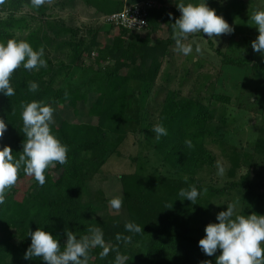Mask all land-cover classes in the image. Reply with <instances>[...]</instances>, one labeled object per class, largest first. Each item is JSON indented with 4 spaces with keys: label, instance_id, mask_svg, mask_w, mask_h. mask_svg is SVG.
<instances>
[{
    "label": "trees",
    "instance_id": "trees-1",
    "mask_svg": "<svg viewBox=\"0 0 264 264\" xmlns=\"http://www.w3.org/2000/svg\"><path fill=\"white\" fill-rule=\"evenodd\" d=\"M76 1L95 7V13L101 17L120 11L123 3L122 0H62L55 6L64 10L73 7ZM46 4L43 0L35 7L31 0H0V42L15 38L27 41L33 50L43 48L42 58L46 63L45 67L32 70H25L21 64L9 78L15 94L10 97L0 94V119L6 123V131L0 136V148L7 145L14 157L22 151L24 133L20 114L23 105L33 100L53 109L70 105L72 118L64 116L59 121L52 120L54 123L49 126L51 133L67 146V158L65 164L54 163L45 169L42 186L34 180L24 191L22 183L33 177L21 170L15 184L7 190L5 202L0 205V264H44L39 257L24 259L30 244L28 233L37 227L50 232L63 250L64 231L80 237L86 235L90 227L97 226L103 232L104 245L89 250L87 264H114L117 252L126 257V264H200L204 254L197 241L204 231L194 230L192 226L193 210L200 196L212 198L240 191L241 210L246 214L264 215V195L249 177L251 163L243 157L240 148L229 147L215 137L212 123L217 104L248 111L240 101L231 103L228 92L216 89L219 71L209 82L205 76L204 88H199L194 96L191 91V96H184L181 85L185 80L172 82L171 70L165 73V81L158 77L162 61L167 59L168 49L175 43L173 37L166 41L152 40L149 36L115 29L117 33L111 42L100 47L96 34L53 18ZM225 4L210 3L209 6L229 22L230 13ZM21 9L25 10L24 14ZM165 20L169 21L167 29L172 32L175 18L161 6L151 8L147 27L156 30ZM95 50L94 62H108L109 67L90 72L81 61L85 53L91 55ZM52 52L57 54L53 59L58 60L55 64L48 57ZM217 52L221 55V67L250 65L253 74L264 75V67L253 63L251 55L236 59ZM197 66L198 63H194L193 68ZM80 68L88 75L81 84H73L69 79L77 70H82ZM30 81L38 85L34 92L28 90ZM246 91V88L241 90ZM89 94L93 97L85 114L86 119L91 118L93 122H81L83 117L80 116L84 114L79 107L86 104ZM130 110L142 117L129 116ZM217 118L221 125H226L224 113ZM130 121L137 124L136 132L143 134L142 146L156 154L161 166L149 164L146 153L138 156L137 151V158L132 157L130 161L137 160L141 163L139 167L132 173L117 176L119 189L115 196L122 197L118 210L123 216L121 213L113 216L108 202L115 196H99L101 188L90 186L101 167L117 152L128 133ZM156 124H162L167 135L156 139L153 131ZM185 141H190L191 146ZM207 144H218L229 163L227 177L235 178L239 172L237 180L217 188L198 178L201 169L214 167L215 155ZM263 149L264 142L255 140L254 153L264 157ZM159 168L167 170L161 172ZM191 186L206 189L195 204L178 196L180 189L187 190ZM198 211L205 213L206 205ZM129 221L139 224L141 233L127 232L124 225Z\"/></svg>",
    "mask_w": 264,
    "mask_h": 264
},
{
    "label": "rangeland",
    "instance_id": "rangeland-1",
    "mask_svg": "<svg viewBox=\"0 0 264 264\" xmlns=\"http://www.w3.org/2000/svg\"><path fill=\"white\" fill-rule=\"evenodd\" d=\"M58 1L62 0H45L47 3L46 5L49 8V12L52 13V17H57L63 20L66 24L77 27L83 32L90 31L92 34H96L97 42H100V47L104 44H109L111 42V38L116 35L117 31L115 29L109 27L107 28V26L103 24L101 15L95 13V7H88L83 5L80 1H76L73 7L59 10V8L55 6ZM122 1L123 3L121 9L125 5L150 1L152 3V8L160 6L163 7L168 15L174 17L175 20L180 16V12L176 6L180 3L189 2V0ZM191 2L195 3L198 2V0H191ZM210 3H214V5L226 3V9L230 13V21L226 22L233 29L232 32L228 34H220L219 36L214 35L212 40L209 39L210 42H207L208 37L203 32L200 34L194 33L192 34L193 36L190 34V37H188V39L184 42L191 43L194 41L199 43L201 46V52L199 54L193 50L192 53L185 56L176 49L175 43H173L168 49V55L166 56L167 59L162 61V68L158 77L160 80L163 79V81H165V73L168 72V70H171L170 74L173 78H171L172 82L180 80L186 81V83L181 85L182 94L184 96H191L189 94V91H191L194 96L199 88H204L202 85L206 83L205 81H211L214 77H216L219 71L215 85L216 89L219 90L220 88L222 91H225L226 93L228 92L231 103H237L240 101L243 105H245V109L246 106L248 107V111L238 109L233 105L219 107L220 105L217 104L215 107L218 108V111L215 113L216 117L212 123L213 129L215 130V137L223 140L229 147L241 149L243 157L247 162L251 163L249 167V177L253 181L254 187L258 190V192L264 195V157L257 156L252 150L255 140L264 142V75L253 74L251 72L250 65L249 67H221V55L217 52L219 51L228 57L236 59L251 55L253 63H257L258 65L264 67V56H262L259 52H254L251 48V42L254 41L258 35L256 27L251 20V16L254 11H264V0H207V6L209 8H211L209 6ZM21 10V13L24 14L25 10ZM168 22V20L161 21L156 30H152L150 27H147L140 34L141 37L149 36L152 40L157 39L160 41L170 39L172 37V32H169L167 29ZM56 55L57 54H55V52H52L48 55V57L53 60ZM94 55H96V50L94 51V54L91 55L89 52L85 53V57L81 61L84 67L90 68V72L103 71L106 67H109L108 62L96 64L94 62ZM56 61L58 60H53L52 63L55 64ZM194 63H198L196 69L193 68ZM80 69L82 70H77L69 79L73 84H81V82L84 81L88 75L83 71L84 68ZM185 71H190L188 76L187 74H184ZM175 84L177 85V83ZM170 86L174 85L170 84ZM245 88L247 91L241 92V90ZM92 97L93 95L89 94L86 104L83 106L79 105V108H81L84 114V116H80L83 117L81 122H93L91 118L86 119V114L89 109L88 105ZM70 107V105H61V107H57L58 110L53 109L52 120L58 119L57 121H59L61 120L60 118L63 119L64 116L72 118V115H69L71 111ZM223 113L227 117L226 125H221V123L217 120L218 115ZM128 115L135 117L136 119L142 117V114L138 115L132 110L128 112ZM72 120L75 121L74 118ZM131 121L128 122L129 125L127 124L129 127L127 130L128 133L123 142L119 145L117 152L110 156L107 162L101 167L99 174L95 176L94 181L90 186V188H101V193L98 194L99 196L111 198L118 193L119 184L117 176L120 174L132 173L141 164L137 160H134V162L130 161L132 157L137 158V151L139 152L138 156H141L142 152L143 154L146 153L149 164L156 167L161 166V164L157 162L156 154H154L152 150L142 146L144 144L143 134L136 132V129L138 128L136 126L137 124H130L132 123ZM139 145L141 147L138 150ZM207 145L208 149L215 155L214 167L211 169H201L197 175L198 178L202 180L203 183L212 184L217 188H222L230 180H237L238 175H240L239 172L238 175L236 174L235 178L227 177L229 163H227L226 159L223 157L218 144ZM218 163L225 169L223 176L217 174ZM159 170L161 172H165L167 169L159 168ZM33 182V178L26 179L22 183L21 188L25 191L33 185ZM240 198L241 192H237L235 190L229 193H224L223 195L214 196L212 198L205 195L200 196V198L196 201V209L193 210L192 226L194 227V230H203L208 223L216 222L215 215L219 211L225 210V207L229 202L239 201L238 206L234 211V215H248L241 210ZM204 205H206V211L201 214L198 209ZM111 212L113 216L121 213L120 210L115 209H112ZM121 215L123 216V213H121ZM203 236L204 234H200L198 238H202ZM261 243L264 244V241ZM217 253L219 254V249H217ZM217 253H214L212 257L204 255L202 261L207 260L210 261L211 264H215V257L218 256Z\"/></svg>",
    "mask_w": 264,
    "mask_h": 264
},
{
    "label": "clouds",
    "instance_id": "clouds-1",
    "mask_svg": "<svg viewBox=\"0 0 264 264\" xmlns=\"http://www.w3.org/2000/svg\"><path fill=\"white\" fill-rule=\"evenodd\" d=\"M35 7H39L43 0H31ZM180 12L179 18L172 26V37L176 49L187 56L195 50L201 52L199 43H185L189 34L203 32L211 39L214 35L228 34L232 32L229 24L215 13V9L207 6V0L198 2L180 3L176 6ZM251 20L256 27L258 35L251 42L254 52L264 56V11H254ZM205 40V39H203ZM194 45V48H193ZM43 48L33 50L25 40L10 38L0 42V94L6 97L13 96L14 89L10 86L9 78L12 72L19 66L25 70L45 67ZM38 85L34 81L28 82V90L35 91ZM53 108L40 101H30L22 106L21 120L23 124L24 141L22 151L18 157L12 155L11 149L5 145L0 148V205L5 202L7 190L17 181L18 173L33 177L37 185L45 183V169L54 163L63 165L66 163L67 146L62 144L50 131ZM6 131V123L0 119V136ZM156 139L167 135V129L162 124L153 127ZM190 147L191 142L185 141ZM224 167L217 164V174L224 175ZM206 189L198 190L191 186L187 190L180 189L178 196L192 204ZM122 197L115 196L109 200L112 209L118 210L122 205ZM239 201L229 202L225 210L215 215L216 222L208 223L203 231L204 236L197 241V245L204 255L212 257L219 249V255L215 257V264H264V215L251 213L248 215L235 214L234 211ZM127 232L139 234L141 226L134 221L124 225ZM66 241L63 250L58 240L50 232L37 227L35 231L28 233L30 244L24 252V259L39 257L44 264H87L89 250L93 247H103V232L100 227H90L86 235L77 237L71 231H64ZM120 237L118 236L117 239ZM125 240L128 237L124 238ZM108 251L104 249V253ZM103 254V253H102ZM114 264H126V257L116 253ZM200 264H211L210 261H202Z\"/></svg>",
    "mask_w": 264,
    "mask_h": 264
},
{
    "label": "built area",
    "instance_id": "built-area-1",
    "mask_svg": "<svg viewBox=\"0 0 264 264\" xmlns=\"http://www.w3.org/2000/svg\"><path fill=\"white\" fill-rule=\"evenodd\" d=\"M152 8L150 1L125 5L120 11L102 17L103 24L113 29H123L133 34H141L148 26V11Z\"/></svg>",
    "mask_w": 264,
    "mask_h": 264
}]
</instances>
